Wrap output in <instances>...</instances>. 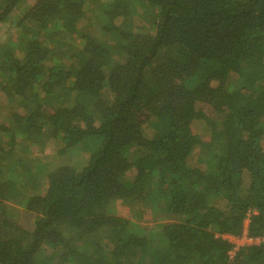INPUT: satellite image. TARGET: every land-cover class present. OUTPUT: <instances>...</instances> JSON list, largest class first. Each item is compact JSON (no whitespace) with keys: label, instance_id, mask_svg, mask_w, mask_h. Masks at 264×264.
Returning a JSON list of instances; mask_svg holds the SVG:
<instances>
[{"label":"trees","instance_id":"trees-1","mask_svg":"<svg viewBox=\"0 0 264 264\" xmlns=\"http://www.w3.org/2000/svg\"><path fill=\"white\" fill-rule=\"evenodd\" d=\"M26 1L0 0V264H264V0Z\"/></svg>","mask_w":264,"mask_h":264},{"label":"rangeland","instance_id":"rangeland-1","mask_svg":"<svg viewBox=\"0 0 264 264\" xmlns=\"http://www.w3.org/2000/svg\"><path fill=\"white\" fill-rule=\"evenodd\" d=\"M33 0H27V3H32ZM21 11L15 12L13 14V18H11L12 21H16V18H20L21 16ZM14 21V22H15ZM11 24L9 23H5L4 25L1 26V30H0V39L5 40L7 37L12 36L13 38L15 37V33L13 32V28H11L12 26H10ZM11 34V35H10ZM2 42V41H1ZM204 106V111L206 114L208 115H214V113L211 111V108L208 107V105H203ZM7 106L5 105V102L3 101V97H2V93H0V116L3 115V110L5 112V108ZM42 148V149H41ZM40 149L42 151H38L37 154L39 155H46V156H51V161H53L55 164L58 163H63L65 162V155H62L58 152V148H57V144L56 143H46L44 146L40 147ZM121 202V201H120ZM127 204L126 203H120V208L118 210V212H120L121 214H123L124 212H126L127 216L130 215V212L128 210H124L121 209L123 207H125ZM13 211V210H12ZM132 212V211H131ZM14 216H17V219L24 225L26 226H31L32 221H33V217L31 214H27L24 211H20L19 214L13 213ZM154 216H152L151 214H143L139 219H138V223H139V227L138 228H142V229H146V231L148 230V228L150 227V224L152 223ZM153 228L159 229L158 225H153ZM156 229V230H157Z\"/></svg>","mask_w":264,"mask_h":264},{"label":"built area","instance_id":"built-area-1","mask_svg":"<svg viewBox=\"0 0 264 264\" xmlns=\"http://www.w3.org/2000/svg\"><path fill=\"white\" fill-rule=\"evenodd\" d=\"M249 219L245 220V226H247ZM232 243L233 247L229 250L230 255H234L236 251L243 245H255L260 243V237H252L248 235L247 230L244 229L240 236L224 235ZM264 239V237L262 238Z\"/></svg>","mask_w":264,"mask_h":264}]
</instances>
